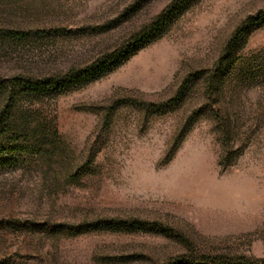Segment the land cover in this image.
<instances>
[{
	"label": "rangeland",
	"instance_id": "1",
	"mask_svg": "<svg viewBox=\"0 0 264 264\" xmlns=\"http://www.w3.org/2000/svg\"><path fill=\"white\" fill-rule=\"evenodd\" d=\"M0 85V264L264 261V0H0Z\"/></svg>",
	"mask_w": 264,
	"mask_h": 264
},
{
	"label": "trees",
	"instance_id": "2",
	"mask_svg": "<svg viewBox=\"0 0 264 264\" xmlns=\"http://www.w3.org/2000/svg\"><path fill=\"white\" fill-rule=\"evenodd\" d=\"M175 8H169L163 11L149 27V32L157 31L171 16ZM122 54L115 52L110 56H105L94 63L78 70H70L62 77L45 78L40 80L35 79H18L14 81V85L21 87L25 93L28 94H43L52 91H58L69 85L80 84L87 82L99 76L106 69L118 63ZM1 87V85H0ZM230 264H252L246 259H239L232 261ZM264 264V261H261Z\"/></svg>",
	"mask_w": 264,
	"mask_h": 264
}]
</instances>
